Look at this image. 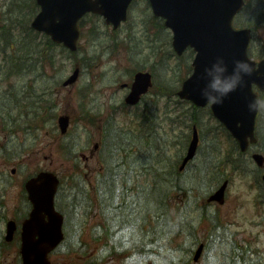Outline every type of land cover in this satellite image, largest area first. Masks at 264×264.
Returning <instances> with one entry per match:
<instances>
[{
    "label": "rangeland",
    "instance_id": "rangeland-1",
    "mask_svg": "<svg viewBox=\"0 0 264 264\" xmlns=\"http://www.w3.org/2000/svg\"><path fill=\"white\" fill-rule=\"evenodd\" d=\"M263 1L264 0H249L251 3L245 8L246 10L241 17L242 20L252 19L254 21L252 24L249 21L245 22L250 24L255 30L253 37V54L257 59L264 56ZM5 3L11 5L13 9H21L23 7V4H21L23 3L22 0L20 2L15 0L14 3H12L11 0H0V12ZM147 3L146 0H136L130 12L131 18L129 24L131 23V25L134 26L132 30L136 33L135 41L142 38V46L146 47L149 45L148 38H154L153 45L158 46L162 53L170 51L169 46L167 48L165 45V42L169 41V32L166 29V34L161 33L162 36L158 40L156 35H149L150 32L155 33L157 30V28H155L156 24L150 22L146 23L148 24L149 33H147L146 28L142 26L143 24H140L144 22V20H148L146 17L149 13L148 10H145ZM24 9L30 10V3H24ZM14 12H16V10H14ZM94 24L98 26L96 28L97 32L96 30L93 32L90 30L92 28L91 26ZM82 26L85 33H83L81 37L80 47L85 48L87 53H89L87 56H90L89 61L83 65L84 60L81 59L80 62L78 61V65H76V63L71 60L65 65L64 70L66 72L63 74V79H66L74 72L77 66H79L81 72L78 79L67 86L62 82H58L59 84L54 86V77H49L43 82H34L37 87L35 86L33 89L35 91L38 89L39 94L43 93L41 89L46 88V93H48L47 98H49L48 102L50 105L54 106V112L57 118L54 121H49L48 124L42 123L43 120L37 123H29L26 120L17 118V114L15 113L11 118L7 119L5 128V123L0 121V242L6 233V222L8 219L15 218L21 221L26 216L25 211L27 210V206L23 199V188L24 182L28 176L38 173L40 169L54 170L60 176L61 181L66 180L63 181V184L68 182L72 176H81V179L86 180L88 183L87 188L89 193H84L83 197L87 202L92 203V210L90 208L85 209L84 207V209L76 210V212L73 213L71 207L70 214L72 215L71 222H73V231L68 234L71 235L69 242H67L68 239H66L60 249L51 256L54 264H86L89 260H95L98 257L97 255L103 250L104 240L102 239L97 243L93 240L96 222L100 221L101 218L100 194L103 192L96 190L97 187L95 188V185H98L99 176L104 171L103 168H101L102 157H100V154H105V150L103 152L102 142L106 135L103 133V128H106L108 125L107 119H109L112 114L111 106L114 104L113 99H123L126 94V90L121 88V84L124 81H128L127 79L135 65V61L131 60L133 59V55L127 53L121 45L114 43L113 37L109 38L107 36L110 34L113 36L114 29L108 27L102 19L99 17L91 18V16L87 15ZM126 32V29L123 30L122 35L126 36ZM141 51L142 53L139 56L135 53V58H137L136 61H139L142 65H147H144V68L146 67L147 69H155L156 63L158 67L155 76L156 81L162 82L165 79L171 87H174L176 79L165 75L164 65L158 63L162 54L160 56H155V58H149L147 56L144 57V51H149V48ZM2 56L3 53L0 55V61L3 59ZM174 61L175 60L171 58L167 65L172 73L173 70L176 69ZM47 72L48 76L55 73L52 69H48ZM1 85L0 94L3 92L4 88L14 93V85H8L3 82ZM51 88H54L53 91H51ZM48 102L45 104L46 107L49 106ZM179 111L180 110H177L175 104H171L162 109V117L169 119L168 123H165L170 133L169 138L173 137L175 134L174 130L171 129L172 125L176 128L179 119L182 118V116L179 115ZM41 112L46 115V111ZM118 113H120V116L122 115L120 110H118ZM59 115H68L71 118L70 128L66 134L61 133L58 124ZM263 117L264 113L261 118L263 119ZM203 120L206 121V126L203 130L207 129L212 132V135L209 136L210 142L215 140L219 143L222 152L228 150L231 143L227 141L226 135L223 136L220 134L217 137L213 135L212 130H217L214 129L216 122L214 120H209L207 116H205ZM30 124H35L39 128L33 130ZM260 129L262 140L264 139V120L260 123ZM139 134L141 133L139 132ZM202 135L204 136V134ZM204 145L203 143L202 146ZM203 149L207 150L209 147L204 146ZM68 151L76 153L73 157L68 159L66 158ZM173 151L178 152L179 148H174ZM13 154H15V157H9V155L11 156ZM84 155L89 158V160H87ZM120 160L121 162L123 161V159ZM197 162L200 163L199 161H193L194 164L192 163V166L190 165L187 169L181 171L183 172L182 179H189V177L194 178L197 176L194 173V170L197 169L195 164ZM250 162L251 164L247 168L248 173L243 172L241 168L237 169L236 172H230L232 174V181L228 189V197L225 204H218L216 202L206 206L204 210L202 208L203 202H207V194L209 193L207 191L212 189L213 186V182H209V180L219 174V171L216 170L208 176V181L201 183L202 188L199 186L201 178L195 179L192 183L193 188L189 193L188 189L190 188L185 187V184H182V187H174L173 185L167 187L169 193H167L164 198L168 206V209L166 207V218L169 223H174V227H176L178 225L176 224L178 222L177 219L181 218L182 221H180V225L183 229L184 226L189 223L194 227L191 228L190 225H188L189 233H191V236H194L185 238L188 242L187 246L190 242H194L195 240L199 242L206 238V235L208 236L210 231L216 232L213 222H215L217 218L222 227H229L228 246H220V244L215 241L213 245L216 248H213L214 250L209 248L207 252L201 255V258L196 263L191 262L192 264H221V262L227 264L229 260L226 258L225 254L224 259L221 257L220 250L229 251L231 242H235L238 244L239 248H242L244 247L241 242L242 237L248 238V236H252L255 238L257 234L259 240L254 243V246L262 251L261 257L264 261V203L262 205L256 204L259 193H264V189L262 186L255 184L253 175L257 174V165L255 162ZM13 169L15 172H12ZM188 179L185 181L187 182ZM110 183L111 181L108 182V184ZM69 185L72 189V194L70 196L71 200L75 195V191L72 182ZM164 186L166 185L162 187ZM65 188L67 189L68 186ZM204 188H207V191L203 190ZM62 198L65 199L64 197ZM62 198H60V201H62L61 203L68 206V203L62 200ZM62 208L66 210L65 207ZM66 214L68 215V213ZM83 217L85 223L79 226V219ZM260 220H263L260 225L253 223ZM149 223L151 224V222ZM149 223L148 225H150ZM142 228L145 227H141L140 231ZM138 231L139 228L132 226H130L129 229H125L126 241H132L133 233L139 235ZM183 231L184 230L181 228L177 229L176 227V230H173L172 234L175 236L176 233H183ZM76 232H82V237L81 241L77 242V246L75 244L73 247L70 243L75 242L77 239L79 240ZM217 232L221 234L222 230L220 231V229H218ZM74 233L75 235H73ZM173 235L170 236L171 240ZM219 236L220 235H218V237ZM208 238L209 237L203 241L208 242ZM161 239L162 242L168 244L163 234L160 236V240ZM183 240V235H177L174 242L180 246L181 243L184 242ZM84 242L87 243L86 246L83 245ZM19 251V244L16 242H13L10 246L0 245V264H19ZM182 255V253L175 254V260L182 257ZM137 257L138 256L135 258ZM121 260L123 259L120 257L119 259L110 258V255H108L102 263L122 264Z\"/></svg>",
    "mask_w": 264,
    "mask_h": 264
},
{
    "label": "trees",
    "instance_id": "trees-1",
    "mask_svg": "<svg viewBox=\"0 0 264 264\" xmlns=\"http://www.w3.org/2000/svg\"><path fill=\"white\" fill-rule=\"evenodd\" d=\"M30 7H32L31 12H26L21 8L19 9L18 16H16V14L10 15L11 21L0 26L1 30H3L2 32H4L0 38V55L4 52L3 59L0 61V81L2 80L1 83L4 82L8 85L15 86L14 93L11 91L8 94L0 95V121L5 123L4 128L6 127L7 118H11L15 113L17 114V118L26 120L29 123H37L43 120L42 123L48 124L49 121H54L57 116L54 112V106L50 105L48 102L46 88L41 89L43 93L39 94L38 89H36V91L33 89L36 86L34 82H43L47 78L52 77L48 76V73L45 72L47 65L56 70V73L58 71V75L55 74V76H58L56 82H59L60 79L62 80L64 76L63 74L66 72L64 67L69 61L75 60L78 63V61L80 62L82 59L84 60L83 65H85L90 58V56L87 57L88 53L85 52V50L83 57H80L79 53H72L69 50H66L61 45L54 43L46 34L40 35L35 29H32L30 27V21L32 15L37 10L36 2L33 1L30 3ZM95 28L96 27L92 30H95ZM158 29H161V25H158ZM134 35L133 32L132 35L129 36L132 39ZM112 37L115 41L118 39L117 35L113 34L112 36V34H110L109 38ZM156 53L159 55L162 54L163 57L161 58V61L164 65L171 56H174L173 50L162 53V51H159L158 49ZM192 53V50H188L187 53L181 56L179 63L175 66L174 77L180 75V77L177 78V84L183 78L182 72L187 71L188 73L192 69V66H190V61L193 57ZM164 67L166 68L168 66L165 65ZM35 70H41V72L35 75L30 81H27V72ZM156 88L159 89L161 93L169 90L168 85L163 84L162 82L157 84ZM172 92L174 91L172 90ZM175 100V103H177V110H180L179 115L182 116V118L179 119L180 131L176 136L169 138L170 133L166 130V126L161 128L160 123H162V121L166 122L167 120L166 118L161 119L162 108L160 107H157L154 111L150 108H146L143 110L144 112L137 114V116L135 114L130 117L128 127L133 130L137 129L141 134L132 131L136 136L130 141L129 147L124 148L121 146L119 136L120 128L117 124L112 123L113 125L111 128H106L105 139H107L110 149H108L106 154L103 155V160L107 163L106 166L109 171V177L105 178L102 176V178H105L103 186L107 185L103 193H107L108 197H106V199H110L111 201L108 206L114 209L125 206L126 208H129L128 210H125L128 214L129 210H131L134 205L136 210L133 214L140 216L138 221L143 222V220H145L151 222L150 229H153L152 232H154V236L149 243L151 245L153 244L157 253L161 255L163 252H166V257H169L172 261L175 259V254H186L187 257L183 260V264H185L192 255L191 251L193 247L192 243H189L187 246L188 242L185 239L189 236L187 230H184L183 232V234H185L184 242L181 243L180 246L175 244L174 241L177 236L174 235L172 243L170 242V245L172 244L171 246L162 247V243L160 242V236L162 234L168 235V233H172L176 227L183 230L180 225V221H182L181 218L177 219L178 222L176 224L178 225L176 227H174V223L170 224L167 220L166 211L168 206L164 196L169 193V190L167 189L168 186L173 185L174 187H182L177 172L173 175L175 178H170L167 174L171 175V173L175 172L177 163L184 156V152L191 138V133L188 132L191 120L200 125L202 120L198 113H201L204 109L197 108L194 105L190 106L187 102H183L180 99ZM47 102L49 105L48 107L45 105ZM41 111H46V115ZM30 127L34 130L39 128L35 124H30ZM204 134H206L205 131ZM111 136L113 137L111 138ZM114 137L116 138L118 146L115 145ZM207 140L210 139H203L204 142ZM205 143L209 145L211 144V148L209 154L205 153L206 156L200 161L201 163L204 162L206 167L203 171L199 170L198 173L201 174L202 177H207L208 174L211 175L214 173V170L219 171V174L209 180V182H213L212 187L225 179V177L229 175V172H236L237 169L243 167L245 156H243L244 154L240 151L236 141L231 142L228 150H224V152L220 149L221 145L215 140ZM174 148H179V151L174 152ZM125 151L128 154L125 157H120L118 164H115L112 156H115L116 153ZM75 153L76 152L68 151L67 156L71 158ZM120 159H123V161L121 162ZM120 165H127L125 177L122 169L119 168ZM166 166H169L170 169H166ZM128 168H134L135 170H128ZM132 172H134L136 178L134 182L136 183L129 184L128 180ZM149 177H152L153 180H148ZM77 178L78 181L74 185L75 195L73 196V202L75 207L81 209L84 205L85 199L83 195L85 193L84 189L87 182L82 180L81 177ZM109 181H111L110 185H108ZM127 185L132 186L128 187ZM163 185L166 186L162 187ZM185 187L188 188L189 186L185 185ZM191 189L192 188L188 189V193ZM203 190L207 191V188H204ZM136 191H138V194L133 195ZM101 195L103 196L102 193ZM106 199H103V201ZM106 203L107 201H105V204ZM115 212V214H118V211L115 210ZM104 216L105 217H103L101 222H97L98 224L95 227L97 232H101V229L107 225L106 221H108V218L106 212H104ZM185 227L187 228V226ZM104 234L105 237L111 236L109 230L104 232ZM142 243V251L146 252V243L144 241ZM83 245H86V243L84 242Z\"/></svg>",
    "mask_w": 264,
    "mask_h": 264
},
{
    "label": "water",
    "instance_id": "water-1",
    "mask_svg": "<svg viewBox=\"0 0 264 264\" xmlns=\"http://www.w3.org/2000/svg\"><path fill=\"white\" fill-rule=\"evenodd\" d=\"M43 8L35 17L33 26L46 30L53 39L63 42L70 49L76 50L80 36L77 26L78 19L87 11L104 15L106 22L120 26L122 20L127 19V10L131 0H37ZM154 12L166 18L165 23L172 28L175 50L181 54L188 46L194 47L196 58L193 61L194 71L182 84L178 91L180 97L192 99L198 105L207 102L200 95L198 75L204 65L209 64L217 55L225 56L229 62L233 59H245L256 67L246 52L250 43L251 31L247 28L235 30L232 25L234 14L240 11L244 0H150ZM264 73V60L257 67ZM79 75L75 70L65 84L74 82ZM150 72H138L132 85L127 102L135 104L141 95L152 85ZM256 83L264 90V74H253L247 78L246 85L227 97L222 104H211V108L218 119L225 123L233 136L246 150L250 140L255 142L254 124L258 107L249 110L250 99L258 101L253 91ZM258 105V102H257ZM70 117L62 115L59 125L62 132L69 128ZM194 135L187 151L182 167L195 156L198 147V131L194 128ZM257 162L264 164L262 154L254 155ZM264 178V176H263ZM59 180L52 171H42L31 177L26 183L29 198L34 204L30 217L23 223L22 257L24 264H52L48 253L64 239L63 218L56 210L55 195ZM226 181L215 193L209 196V201L225 202ZM7 237L12 239L16 230V223H8ZM203 245L197 249L195 260L201 255Z\"/></svg>",
    "mask_w": 264,
    "mask_h": 264
},
{
    "label": "clouds",
    "instance_id": "clouds-1",
    "mask_svg": "<svg viewBox=\"0 0 264 264\" xmlns=\"http://www.w3.org/2000/svg\"><path fill=\"white\" fill-rule=\"evenodd\" d=\"M253 74H264L245 59L231 62L223 55H217L209 64L204 65L198 75L200 95L207 103L222 104L232 93L242 89L247 78ZM257 102L248 101L249 110H254Z\"/></svg>",
    "mask_w": 264,
    "mask_h": 264
},
{
    "label": "bare ground",
    "instance_id": "bare-ground-1",
    "mask_svg": "<svg viewBox=\"0 0 264 264\" xmlns=\"http://www.w3.org/2000/svg\"><path fill=\"white\" fill-rule=\"evenodd\" d=\"M117 104H122L121 100L120 99H117L116 100ZM111 116L109 117V119L112 120V123L114 124H117L120 128V144L122 147L126 148V147H129L130 145V141L133 139L134 136H136V134H133L132 131L134 132H138L137 129L136 130H133L131 128L128 127V124H125V116H122L124 113H122V115L120 116V113H118V111L116 110V107L113 106L111 107ZM141 133V132H140ZM139 134V132L137 133ZM113 136H111L112 138ZM114 140H115V145H117V142H116V138L114 137ZM128 153L125 151V152H120V153H116L115 156H112L113 157V162H115V164H118L119 162V158L120 157H125ZM127 166V165H126ZM126 166H123V165H120L119 168L122 169L123 171V175L124 177L126 176V172H127V167ZM166 169H170L169 166H166L165 167ZM135 170L134 168H128V170ZM139 174V172H138ZM167 176L171 177L170 174H167ZM135 176H134V172H132L130 174V177H129V180H128V183L131 184V183H136L134 182L135 181ZM152 177H149L148 180H151ZM128 187L132 186V185H127ZM140 193V192H139ZM138 194V191H136L135 193H133V195H137ZM191 228H194L191 224ZM220 231L222 230V233H225V230L224 229H221L219 228ZM182 233L178 232L175 234V236L177 235H181ZM112 236V234H111ZM172 240H170L169 242H171ZM132 244L135 245V247L141 251V249H143V243L140 241V236L137 235L136 233H133V239L132 241H130ZM129 242V243H130ZM172 243V242H171ZM191 244V243H190ZM167 254L166 252H163V254L160 255V259L158 260L159 264H170V263H174V262H179V261H183L187 256L186 254L182 255V257H179L178 259L176 260H179V261H176L175 259L172 261L171 259H168L169 257H166ZM110 256L112 258H118L120 257L119 255V252L118 251H114L110 254ZM118 262V261H117Z\"/></svg>",
    "mask_w": 264,
    "mask_h": 264
},
{
    "label": "flooded vegetation",
    "instance_id": "flooded-vegetation-1",
    "mask_svg": "<svg viewBox=\"0 0 264 264\" xmlns=\"http://www.w3.org/2000/svg\"><path fill=\"white\" fill-rule=\"evenodd\" d=\"M20 233V231H18Z\"/></svg>",
    "mask_w": 264,
    "mask_h": 264
}]
</instances>
